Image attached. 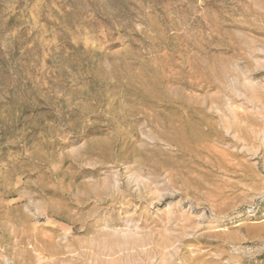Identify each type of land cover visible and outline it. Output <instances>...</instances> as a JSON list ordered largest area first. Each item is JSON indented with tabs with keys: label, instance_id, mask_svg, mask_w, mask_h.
Here are the masks:
<instances>
[{
	"label": "rangeland",
	"instance_id": "1",
	"mask_svg": "<svg viewBox=\"0 0 264 264\" xmlns=\"http://www.w3.org/2000/svg\"><path fill=\"white\" fill-rule=\"evenodd\" d=\"M0 264H264V0H0Z\"/></svg>",
	"mask_w": 264,
	"mask_h": 264
}]
</instances>
